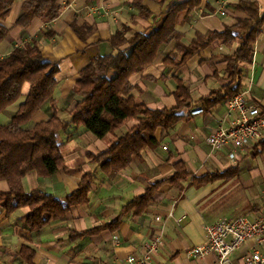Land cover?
<instances>
[{
    "label": "crops",
    "instance_id": "0c3cea01",
    "mask_svg": "<svg viewBox=\"0 0 264 264\" xmlns=\"http://www.w3.org/2000/svg\"><path fill=\"white\" fill-rule=\"evenodd\" d=\"M24 1L14 0L9 15L2 21L8 33L0 43V58L46 27L37 18L25 29L16 26ZM132 1L57 0L62 13L47 25L54 36L39 41L44 60L58 67L56 87L51 103L33 114L32 124L46 121L53 112L61 121L69 119L68 113L76 104V98L70 97V93L81 71L93 60L117 51L110 45L112 35L123 28L150 34L167 6L188 0H167L162 6L144 1L141 9L134 8ZM240 1L255 3L258 17L264 15V0H202L193 10L190 22L175 27L182 36L181 43L187 46L198 34L223 32L237 19L244 18V14L230 8ZM218 8L223 9L224 15ZM74 27L86 37L84 40L74 32ZM90 29L92 32L87 35ZM238 46L235 42L228 48L221 41H214L178 69H166L158 61L129 77L134 88L132 97L149 110L176 107V78L187 87L191 103L181 111L182 121L167 133L156 132V147L143 149L132 157L128 167L116 174L107 175L98 170L93 157L107 151L120 136L137 125L136 121L128 122L102 139L83 128L61 133L64 170L51 178H40L35 171L28 172L22 179V188L25 193L40 190L64 198L78 189L85 175L93 174L88 202L71 207L62 220L37 232L23 226L28 208L9 215L0 211V264H21L17 256L23 245L34 250L32 264H125L129 256L140 257L143 245L158 234L162 243L150 264H213V255L198 260L189 255L192 248L204 243L205 225L237 217L264 216V133L254 146L235 150L234 159H229L230 150L214 151L206 143L210 130L228 121L225 103L200 115H189L201 108L199 100L229 83L224 57ZM240 68L243 72L240 93L264 113V21L253 43L250 61L240 64ZM114 75L111 72L108 77ZM28 89L25 83L21 98L9 112L16 110ZM7 122V116L0 114V126ZM178 162L183 163L190 174L187 180L180 182L179 187L161 186L141 214L123 213V208L143 195L148 185L169 179ZM206 178L207 181H202ZM8 190L7 183L0 182V192ZM117 219H120L117 226L110 228ZM252 246L253 242L248 241L237 249L231 255L233 263H241ZM261 252L264 253V247Z\"/></svg>",
    "mask_w": 264,
    "mask_h": 264
},
{
    "label": "trees",
    "instance_id": "16d2710c",
    "mask_svg": "<svg viewBox=\"0 0 264 264\" xmlns=\"http://www.w3.org/2000/svg\"><path fill=\"white\" fill-rule=\"evenodd\" d=\"M144 1L162 6L167 0H133L132 5L141 9ZM201 1L188 0L167 6L150 34L131 32L128 28L116 32L110 38V45L117 51L93 60L81 71L70 93V97L76 98V104L68 113L69 119L61 121L53 112L46 121L36 124L31 123V118L53 100L58 73L57 65L44 60L39 41L53 38L54 34L47 25L60 16L62 6L57 0H25L22 3L16 26L25 29L37 18L46 27L28 42L15 47L6 57L0 58V114L8 118V122L0 126V182L5 181L9 188L7 193L0 192V211L9 215L28 208L23 226L37 232L62 220L71 207L87 204L93 174L85 175L78 189L64 198H56L40 190L25 193L22 188V179L28 172L35 171L40 178H51L64 170L61 156L64 145L59 139L61 133L83 128L97 139H102L128 122L136 121L137 125L120 136L107 151L93 157L98 170L107 175L128 167L132 157L146 147H156V132L167 133L182 121L184 116L181 111L189 108L191 103L187 87L178 78L175 79L174 92L176 107L171 110L152 111L132 97L134 88L128 81L129 77L158 61L166 69H178L214 41H221L228 48L238 42V48L224 57L229 83L222 90L212 91L198 103L203 111H208L241 92L243 72L240 64L250 61L264 15L258 17L255 3L240 1L230 8L244 14V18L237 19L223 32L198 34L189 45L184 46L182 36L175 27L190 22L193 10ZM13 3L14 0H0V43L8 33L2 21L9 15ZM74 32L81 39L86 38L75 27ZM91 32L92 29L88 30L87 35ZM126 33H130L129 38ZM125 45V49L119 50ZM111 72L115 74L113 78L108 77ZM25 83L29 85L27 95L14 112H9L8 109L21 98ZM174 167V174L169 179L148 185L143 195L123 208V213L141 214L161 186L179 187L180 182L189 178L183 163L178 162ZM119 221L113 222L110 228L117 226ZM34 254L32 248L23 245L17 257L21 264H32Z\"/></svg>",
    "mask_w": 264,
    "mask_h": 264
},
{
    "label": "built area",
    "instance_id": "2783aa9c",
    "mask_svg": "<svg viewBox=\"0 0 264 264\" xmlns=\"http://www.w3.org/2000/svg\"><path fill=\"white\" fill-rule=\"evenodd\" d=\"M218 12L224 15L222 8H218ZM225 106L228 121L212 128L206 137V143L214 151L230 150L228 157L234 159L235 150L252 147L263 136L264 113L249 104L243 93H237L227 99ZM203 112L202 108H197L189 115L197 116ZM162 149L166 150V147L163 146ZM203 230L204 243L190 250L191 258L198 260L213 255V264H234L231 255L250 241L253 242L251 252L239 264H264V253L261 252L264 247V216L255 219L244 216L220 220L205 225ZM161 243V235H154L143 245V254L140 257H127L125 264H150Z\"/></svg>",
    "mask_w": 264,
    "mask_h": 264
},
{
    "label": "rangeland",
    "instance_id": "374dc122",
    "mask_svg": "<svg viewBox=\"0 0 264 264\" xmlns=\"http://www.w3.org/2000/svg\"><path fill=\"white\" fill-rule=\"evenodd\" d=\"M130 35V34H129ZM129 35L127 36L129 38Z\"/></svg>",
    "mask_w": 264,
    "mask_h": 264
}]
</instances>
